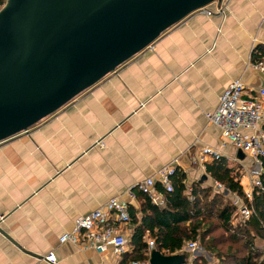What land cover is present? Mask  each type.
I'll return each mask as SVG.
<instances>
[{"label": "crops", "instance_id": "crops-1", "mask_svg": "<svg viewBox=\"0 0 264 264\" xmlns=\"http://www.w3.org/2000/svg\"><path fill=\"white\" fill-rule=\"evenodd\" d=\"M257 45L264 47V0L213 2L52 115L1 141L0 264H47L49 251L58 264H120L129 241L115 257L59 243V236L79 215L127 189L136 192L139 181L170 162L185 173L188 190L196 181L215 186L205 170L212 159L198 161L202 145L219 148L247 187L262 164L223 145L205 114L232 80L241 79L247 91L261 86L263 75L252 65ZM130 205L139 211V197ZM132 228L124 226L128 240Z\"/></svg>", "mask_w": 264, "mask_h": 264}, {"label": "water", "instance_id": "water-1", "mask_svg": "<svg viewBox=\"0 0 264 264\" xmlns=\"http://www.w3.org/2000/svg\"><path fill=\"white\" fill-rule=\"evenodd\" d=\"M221 1L5 0L0 142L55 113L191 13ZM148 260L186 261L183 254L155 249Z\"/></svg>", "mask_w": 264, "mask_h": 264}, {"label": "trees", "instance_id": "trees-1", "mask_svg": "<svg viewBox=\"0 0 264 264\" xmlns=\"http://www.w3.org/2000/svg\"><path fill=\"white\" fill-rule=\"evenodd\" d=\"M4 0H0V7ZM264 57V47L257 45L253 61ZM205 170L224 187L228 193L243 194L239 182V168L228 165L224 158L213 159L205 164ZM262 185L253 191L249 202L253 213L242 220L236 215V205L229 194L214 186L193 182L188 190L185 173L175 168L171 175L172 190L164 191V204H153L150 199L136 190L141 201L140 210L129 206L130 225L133 226L127 258L120 264L132 260L149 259L152 249L163 255L183 254L189 264V252L184 247L193 241L199 242L204 251L212 253L215 264H264V162L259 174ZM157 188L162 190L160 184ZM192 197V199L190 198ZM221 230L215 234L216 230ZM153 240V248L148 240ZM256 239L258 242L255 243ZM227 242V248L221 249ZM192 264H209L202 255L194 257Z\"/></svg>", "mask_w": 264, "mask_h": 264}, {"label": "built area", "instance_id": "built-area-1", "mask_svg": "<svg viewBox=\"0 0 264 264\" xmlns=\"http://www.w3.org/2000/svg\"><path fill=\"white\" fill-rule=\"evenodd\" d=\"M146 48L152 49L153 43ZM252 65L263 75L261 86L254 91H247L241 79L232 80L219 95L217 107L207 112L205 116L209 123L219 128L223 145L231 144L262 164L264 162V62L258 60ZM222 157L223 153L219 148L202 145L198 161ZM233 161H238V159L233 158ZM174 170L173 162L167 163L139 181L136 189L145 194L153 204L161 206L164 204V191L172 190L171 175ZM259 174L253 175L250 172L251 177L247 187L243 189V194H233L236 215L242 220L248 219L253 213L249 202L252 200L254 189L262 185ZM157 183L163 188L162 190L157 188ZM214 187L222 189V185L218 182ZM135 198V192L127 189L124 193L110 197L101 207L79 215L73 227L59 236V243L70 242L83 249L91 248L98 253L109 251L115 257H120L128 245L129 240L124 226L130 222L129 206ZM147 242L149 248L152 249L153 240L149 239ZM197 247L196 241L187 245L192 252ZM195 255L193 254V258L196 257ZM43 259L47 264H58L54 251H49ZM96 264H118V261L106 259ZM129 264H149V260H132Z\"/></svg>", "mask_w": 264, "mask_h": 264}, {"label": "rangeland", "instance_id": "rangeland-1", "mask_svg": "<svg viewBox=\"0 0 264 264\" xmlns=\"http://www.w3.org/2000/svg\"><path fill=\"white\" fill-rule=\"evenodd\" d=\"M5 1V0H4ZM1 8V7H0ZM221 232V230H216L215 231V234H219ZM258 242V240L256 239L255 243ZM260 243H263L264 241L261 240L259 241ZM188 245V244H187ZM187 245H186V248L184 250L188 251L189 249L187 248ZM197 245L198 247L196 248L195 251H191L192 254H196L195 256L198 257L200 255H202L204 257V259H206L208 261L209 264H215V259L214 257L212 256V253H208L206 251L203 250V248L201 247V245L199 244V242H197ZM228 246H227V242L222 244L221 246V249H226ZM190 251V250H189ZM191 254V255H192Z\"/></svg>", "mask_w": 264, "mask_h": 264}]
</instances>
